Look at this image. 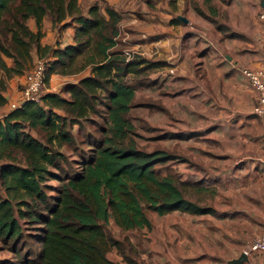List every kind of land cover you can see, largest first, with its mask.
<instances>
[{"label": "trees", "instance_id": "16d2710c", "mask_svg": "<svg viewBox=\"0 0 264 264\" xmlns=\"http://www.w3.org/2000/svg\"><path fill=\"white\" fill-rule=\"evenodd\" d=\"M104 9L109 19L98 5L85 15L79 0H0V242L13 254L8 264H117L113 248L130 257L111 226L152 227V212L216 213L215 184L181 178L178 165L191 158L142 144L149 127L130 114L135 88L126 78L143 69L112 50L120 16ZM46 17L58 32L79 24L75 45H42ZM35 56L47 61L48 85L51 75L91 73L13 109L9 81L27 74Z\"/></svg>", "mask_w": 264, "mask_h": 264}, {"label": "crops", "instance_id": "0c3cea01", "mask_svg": "<svg viewBox=\"0 0 264 264\" xmlns=\"http://www.w3.org/2000/svg\"><path fill=\"white\" fill-rule=\"evenodd\" d=\"M263 2L79 0L85 15L98 5L108 19L106 6L120 16L112 50L132 61L130 68L143 69L126 78L135 88L130 114L149 127L140 130L142 144L191 158L178 165L181 178L205 177L218 191L214 215L174 211L161 225L152 220V227L127 232L115 227L130 257L113 248L108 256L115 263L230 264L264 234V116L253 113L257 93L242 74L264 69ZM28 23L36 32L35 21ZM79 27L72 23L58 32L46 17L41 43L73 46ZM90 73L51 75L48 91H62ZM13 81L6 93L11 102L19 96Z\"/></svg>", "mask_w": 264, "mask_h": 264}, {"label": "built area", "instance_id": "2783aa9c", "mask_svg": "<svg viewBox=\"0 0 264 264\" xmlns=\"http://www.w3.org/2000/svg\"><path fill=\"white\" fill-rule=\"evenodd\" d=\"M261 18L264 20V14L261 15ZM46 73L47 61L37 60L25 75L23 89L20 91L18 101L12 104L13 109L21 108L28 102H37L42 99L48 91ZM242 74L257 93V103L253 113L257 116H264V69H242ZM244 252L248 255L255 252L261 253L264 264V234L255 238Z\"/></svg>", "mask_w": 264, "mask_h": 264}, {"label": "rangeland", "instance_id": "374dc122", "mask_svg": "<svg viewBox=\"0 0 264 264\" xmlns=\"http://www.w3.org/2000/svg\"><path fill=\"white\" fill-rule=\"evenodd\" d=\"M264 3V2H263ZM264 6V5H263ZM28 25H29V23H28ZM38 59V58H37ZM37 59H35V61L37 60ZM34 61V62H35ZM34 66V65H33ZM26 74V73H25ZM24 74V75H25ZM18 76V77H14L13 79H14V81L12 82V84H15V86H16V89H17V91L19 92V96H18V98L14 101V102H17L18 101V99H19V97H20V91H22V89H23V84H24V81H25V76ZM15 78H16V80H15ZM18 78V79H17ZM12 79V80H13ZM12 80H10L9 81V83L12 81ZM18 80V81H17ZM21 82H20V81ZM66 83V81H64V79L62 80V81H60L59 82V84L61 85V84H65ZM54 84V83H53ZM54 86H56V85H54ZM47 87H48V89L50 88V84L48 85L47 84ZM56 88V87H55ZM66 151H67V149H66ZM67 153H68V151H67ZM175 171V170H174ZM167 172V171H166ZM49 185H51V186H53V187H58L59 186V183L58 182H55V181H51L50 183H49ZM0 194H3V191H1L0 192ZM51 194H54V192L52 191L51 192ZM151 213V212H150ZM150 216H151V219L154 221V223H155V225H161V218H162V216H159L158 214H156V213H154V212H152L151 214H150ZM110 230H111V232H113L114 233V235L116 236V237H118V235H119V233L118 232H116V229H115V227H113V226H111L110 227ZM27 233H32V230H29L28 229V232ZM253 258V259H255L254 260V262H255V264H263V260H262V256L260 255V253H251L250 254V256H249V258ZM11 261H14V258H13V254H12V252L10 251V249H8L4 244H2L1 242H0V264H8L9 262H11Z\"/></svg>", "mask_w": 264, "mask_h": 264}, {"label": "water", "instance_id": "95a60500", "mask_svg": "<svg viewBox=\"0 0 264 264\" xmlns=\"http://www.w3.org/2000/svg\"><path fill=\"white\" fill-rule=\"evenodd\" d=\"M180 19L187 23L185 18L181 17ZM246 262H249V255L244 252L239 258L232 260L230 264H244Z\"/></svg>", "mask_w": 264, "mask_h": 264}]
</instances>
